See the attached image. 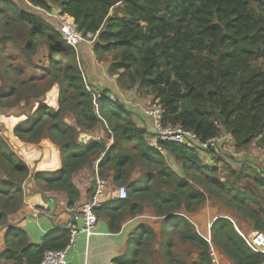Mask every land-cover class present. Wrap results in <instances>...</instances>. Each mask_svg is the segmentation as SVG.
Segmentation results:
<instances>
[{"label":"trees","instance_id":"obj_1","mask_svg":"<svg viewBox=\"0 0 264 264\" xmlns=\"http://www.w3.org/2000/svg\"><path fill=\"white\" fill-rule=\"evenodd\" d=\"M26 3L45 11L55 5L78 31H99L92 50L111 56L108 73L152 92L163 110V121L194 131L202 142H209L208 153L216 151L212 142L222 131L238 148L248 147L264 131V0H0V16H9L17 25L13 33L3 34L0 45L10 44L29 59L38 40H44L49 60L42 68L43 78L50 87L58 86L57 107L41 102L13 127V134L33 145L47 139L58 147L61 158L59 169L30 174L27 164L0 141L4 176L0 178V225L5 226L6 217L23 207L27 181L64 193L67 207L74 209L80 194L73 174L97 160L98 176L104 178L110 170L114 184L126 185L127 196L101 204L95 214L106 217L109 229L116 232L120 222L140 213L141 201L148 200L164 218L159 248L166 264H184L173 256V235L199 249L197 264H211L209 242L179 213L196 209L206 200V193L233 206L238 218L247 219L264 234L261 172L253 170L255 193H247L234 183L218 180V168L205 164L200 150L160 142L161 152L149 145L146 139L153 133L137 125L133 111L124 103L112 101L106 91L86 87L77 48L67 45L59 29L45 23ZM67 114L74 125L65 119ZM98 125L104 138L78 141L80 131ZM167 156L179 170L167 164ZM232 175L237 181L248 177L246 172ZM90 182L92 193L94 176ZM3 229L6 248L2 255L13 264H38L46 250L62 249L70 239V228L45 235L38 243H30L17 224ZM210 230L212 246L232 264L264 263V252L250 248L229 217L216 218ZM154 236L151 227L136 226L128 238L127 253L115 258L114 264H151Z\"/></svg>","mask_w":264,"mask_h":264},{"label":"rangeland","instance_id":"obj_2","mask_svg":"<svg viewBox=\"0 0 264 264\" xmlns=\"http://www.w3.org/2000/svg\"><path fill=\"white\" fill-rule=\"evenodd\" d=\"M26 4L30 10L38 12L45 23L58 28L59 10L55 5H52L51 10L45 11L37 7H32L31 5H28V3ZM15 30H17V25L12 23L9 16H0V38L4 36L3 34H10ZM80 45L84 48V51H86L88 56L87 59L78 58L77 60V63L83 73L84 82L89 90L98 92L96 86L93 84H96V79H94L93 76L101 75L102 72L100 69L102 67L103 69L106 68L103 71H107L109 63L112 61L111 56L107 53H101L97 54L96 57L92 53V44L82 43ZM0 49V92H3V94H1L3 98L0 103V141L4 140L9 149L27 164L30 169V174L39 170L52 172V169L47 167L48 165L42 163L46 159V154L42 151L43 149L45 150L48 148V146H51L50 142L47 139H42L40 142L42 144L41 147H39L38 144L33 145L21 142L14 136L12 131L16 124L22 122L29 114H33V108L40 105L41 102H44L48 106L57 107L56 98L58 86L54 85L50 87L47 79L43 78L42 68L48 64L49 60V54L45 41L42 39L38 40L37 48L34 50L31 58L29 59L10 44L2 43L0 45ZM33 64L37 67H34ZM35 68H37L36 70L38 71L34 72L35 79L31 81L30 75L32 70ZM108 76L114 78V81L118 84V86H120L122 92L128 95V99L126 101L129 106H133V109L140 110V108H145L147 105L155 102L160 105L158 100H153L154 94L149 90L140 89L137 86H130V84L125 83L124 81H118L117 74H109ZM17 99H19L20 102H17ZM111 100L116 101L117 99L113 97ZM70 117H72L70 114H67V116L65 115L66 120H70ZM70 121L73 122L72 119ZM100 134L103 133L101 132ZM103 137H105V134ZM110 142L111 139L108 140L107 144ZM212 143L216 144V151H210V153L207 152V155L200 153L199 156L205 164L216 166L218 168L216 178L221 181L234 183L237 188L241 190L245 189L247 193H255L252 179L256 173L253 170H258L264 176V131L258 140L253 141L246 148L236 147L229 134H226L223 131ZM166 162L173 169H180L179 165L176 164L170 156L166 157ZM96 165L97 160L89 167L92 170V167H96ZM232 172L236 174L246 172L248 177L247 179L243 178L237 181L232 175ZM111 173L112 172L110 170H107L104 178ZM133 177H137V173L135 171L133 172ZM0 178H4L1 171ZM193 184L195 187L200 188V185L196 183L195 180ZM120 186L126 187V185L123 184ZM23 187L25 194L32 191L35 192L45 190L31 181L24 182ZM206 195V200L193 211L186 212L184 210H180L179 212L189 219L192 226L202 237L211 236L210 226L213 221L219 217H229L232 219V222L234 220L236 225H239L237 224L238 220L235 219L239 215L233 206L226 205L224 200L219 197L208 193H206ZM141 203L143 207L142 211L132 217L131 222L134 226L130 235L139 224L151 227L155 236L151 238V256L148 260L151 264H166L164 254L159 248V242L163 238V228H165V226H163L164 218L154 212L148 200H143ZM259 203L264 208V195L259 197ZM25 205L24 200V205L19 212L22 211ZM15 215L16 213L9 214L6 217V224L12 223ZM126 217L128 218L129 216L127 215ZM244 220L246 221L247 219ZM246 223L251 224L249 221H246ZM3 226L4 225H0V254L1 249L4 246ZM250 227L252 228L251 225ZM240 231L247 235L246 232L249 230ZM170 232L173 235L172 230ZM216 250L219 258V264H226L224 259L229 258L223 255V253H221L218 249ZM172 252L173 256L184 264H197L198 262L199 249L195 245L180 241L176 235H173ZM0 264L10 263L0 258Z\"/></svg>","mask_w":264,"mask_h":264},{"label":"crops","instance_id":"obj_3","mask_svg":"<svg viewBox=\"0 0 264 264\" xmlns=\"http://www.w3.org/2000/svg\"><path fill=\"white\" fill-rule=\"evenodd\" d=\"M77 52L79 59H87V53L86 51H84V48L81 45L77 47ZM92 53L96 56L93 51ZM105 69L106 68L103 69L102 67L100 69V71L102 72L101 75L93 76L94 79H96V84H93L98 90L106 91L105 96H107L106 94H108V97L110 99H113V97H115L117 101L126 104V106L131 111H133L132 119L137 123V125L145 127L150 132V122L148 118H146L142 113L144 108L135 110L133 109V106H129L126 101L128 99V95L122 92L120 86H118V84L114 81V78L108 76V68L107 71H103ZM69 119H72L73 122H71L70 120L68 121L74 125L73 118L70 117ZM101 132L103 134H100ZM104 134L105 132L102 126L98 125L91 130L80 131L78 134V138L81 135H86L88 136L89 140L100 139L104 138ZM50 145L53 147L48 146V148H46L45 150L43 149L42 151L46 154V159L42 163H45L46 165H48L47 167L52 169V171H55L61 166V158L58 147H56L52 143H50ZM38 146L41 147L42 144L39 143ZM198 152L199 154H206L203 151ZM89 166L90 165H86L73 174V182L78 188L80 194L79 199L75 203L74 209H70L67 207L66 196L64 195V193L57 190H44L35 192L32 191L25 194L24 200L26 205L24 206L22 211H18V214L16 213L13 222L21 220L24 215L28 213L30 214L43 212L48 216L47 218L43 216L40 218L25 217L17 223L18 227L25 231L30 243H38L40 239L45 235L54 236L55 233L61 228L69 229V224L66 227L61 226L72 218V212L77 211L83 203L89 200L91 195V192L89 191V189L91 188L90 180L93 177L95 167H92L91 170ZM105 179L107 180L105 191L106 198L102 200H104V202H107L108 198L114 194L118 186L112 181L111 174L107 175ZM235 219L238 220L237 224L239 225L237 226L235 221L233 220L234 227L236 230H238L237 232L239 234L246 235L240 230H249L248 232H246L247 234L254 230L250 227V224L246 223V221L238 217H236ZM131 221L132 218L125 217L120 222L119 230L114 232L109 229L106 217L98 215L93 234L89 236H86L85 234H79L76 236L74 243L67 251V261L72 264H114L113 260L115 258L124 256L127 253V241L134 226ZM3 245L4 246L1 249L0 258L5 260L2 255L3 251L6 248L4 242ZM224 260L226 264H232L231 260ZM8 263L13 264L11 261Z\"/></svg>","mask_w":264,"mask_h":264},{"label":"built area","instance_id":"obj_4","mask_svg":"<svg viewBox=\"0 0 264 264\" xmlns=\"http://www.w3.org/2000/svg\"><path fill=\"white\" fill-rule=\"evenodd\" d=\"M58 29L65 43L74 49L82 43L92 44L97 38L98 32L78 31L73 20L67 15H58ZM112 98V97H111ZM143 115L148 118L153 135L148 137L147 143L156 147L161 152L164 149L159 145L160 142L175 143L186 147L194 148L197 151L210 150L209 142H202L200 137L192 130L186 129L178 124H171L163 121V110L156 102L147 105L143 109ZM112 142V139H111ZM95 188L91 193L88 201L83 203L77 211L74 212L73 218L76 223L71 224L70 239L68 244L62 249H48L43 253V257L38 264H72L67 261L66 254L68 249L74 243L77 235L85 234L89 236L93 234V230L97 223V216L94 212L96 207L105 203L104 198L107 180L98 176L97 166L94 168ZM127 196L125 186H118L113 195L108 198L107 202L124 199ZM255 251L264 252V234L257 230H252L247 235L240 234ZM210 244V260L211 264H219V258L216 248L210 242V238H205ZM264 264V263H260Z\"/></svg>","mask_w":264,"mask_h":264},{"label":"water","instance_id":"obj_5","mask_svg":"<svg viewBox=\"0 0 264 264\" xmlns=\"http://www.w3.org/2000/svg\"><path fill=\"white\" fill-rule=\"evenodd\" d=\"M107 96H108V94H106ZM1 111V110H0ZM89 140V138H88V136H86V135H81V136H79V138H78V141L80 142V143H82V144H84V143H86L87 141ZM73 214H74V212H72V218L70 219V220H68L67 222H65L61 227H66L68 224L69 225H71V224H75L76 223V221H75V219L73 218ZM45 217V218H47L48 216L45 214V213H43V212H39V213H28V214H25L24 215V217L23 218H25V217H32V218H40V217ZM22 218V219H23ZM21 219V220H22ZM21 220H18L17 222H12V223H8V224H6L5 226H3L2 227V229L4 228V227H9V226H11V225H13V224H17L18 222H20Z\"/></svg>","mask_w":264,"mask_h":264}]
</instances>
